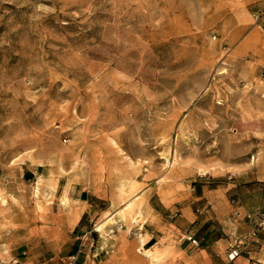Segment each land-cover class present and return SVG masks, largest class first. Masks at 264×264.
Instances as JSON below:
<instances>
[{"label": "rangeland", "instance_id": "1", "mask_svg": "<svg viewBox=\"0 0 264 264\" xmlns=\"http://www.w3.org/2000/svg\"><path fill=\"white\" fill-rule=\"evenodd\" d=\"M261 156L264 0H0V264L77 235L59 185L108 194L89 243L114 225L123 242L143 189L221 185Z\"/></svg>", "mask_w": 264, "mask_h": 264}, {"label": "crops", "instance_id": "2", "mask_svg": "<svg viewBox=\"0 0 264 264\" xmlns=\"http://www.w3.org/2000/svg\"><path fill=\"white\" fill-rule=\"evenodd\" d=\"M254 161V166L244 163L239 167L243 178L231 180L230 176L229 182L221 185L214 186L209 176L198 175L189 181L175 179L160 190L143 189L139 197L144 199L146 218L139 228L129 229L123 242L107 236L110 232L118 236L117 226L123 230L122 225L108 226L103 234L96 230L99 239L95 246L89 243L92 227H96L92 222L102 217L106 223L116 217V211L98 209L95 201L110 197L78 182L59 185V198L80 208L74 214L77 218L72 228L65 229L77 235L71 239L61 236L59 249L47 259L33 256L34 260H26L17 254L8 255L1 264H10V260L12 264H127L132 257L143 264H264V231L257 226L264 223V156ZM236 245L239 255L231 259L229 254ZM122 248L131 253L126 254ZM154 250L167 255L157 262L143 256Z\"/></svg>", "mask_w": 264, "mask_h": 264}, {"label": "built area", "instance_id": "3", "mask_svg": "<svg viewBox=\"0 0 264 264\" xmlns=\"http://www.w3.org/2000/svg\"><path fill=\"white\" fill-rule=\"evenodd\" d=\"M257 226H258V228H259L261 231H264V223L259 222ZM189 239H190V238H189ZM192 242L195 243L194 240H192ZM238 255H239V251H238V246L236 245L235 249L231 250V252H230V254H229V257H231V259H232V258L237 257Z\"/></svg>", "mask_w": 264, "mask_h": 264}]
</instances>
